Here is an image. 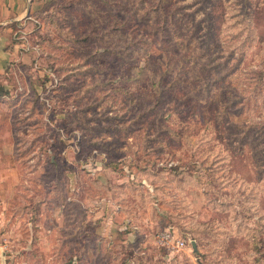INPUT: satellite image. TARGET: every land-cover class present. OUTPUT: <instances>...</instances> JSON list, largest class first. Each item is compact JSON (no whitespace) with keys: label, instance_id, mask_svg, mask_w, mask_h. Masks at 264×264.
<instances>
[{"label":"rangeland","instance_id":"374dc122","mask_svg":"<svg viewBox=\"0 0 264 264\" xmlns=\"http://www.w3.org/2000/svg\"><path fill=\"white\" fill-rule=\"evenodd\" d=\"M32 4L0 74V264H264V0Z\"/></svg>","mask_w":264,"mask_h":264},{"label":"crops","instance_id":"0c3cea01","mask_svg":"<svg viewBox=\"0 0 264 264\" xmlns=\"http://www.w3.org/2000/svg\"><path fill=\"white\" fill-rule=\"evenodd\" d=\"M33 11L31 0H0V74L14 64L25 63L29 54L15 42L14 26L21 24ZM2 204H0L1 206ZM1 239V236H0Z\"/></svg>","mask_w":264,"mask_h":264},{"label":"built area","instance_id":"2783aa9c","mask_svg":"<svg viewBox=\"0 0 264 264\" xmlns=\"http://www.w3.org/2000/svg\"><path fill=\"white\" fill-rule=\"evenodd\" d=\"M157 243L168 250H182L187 244L185 240L175 236L173 229H167L157 234Z\"/></svg>","mask_w":264,"mask_h":264},{"label":"trees","instance_id":"16d2710c","mask_svg":"<svg viewBox=\"0 0 264 264\" xmlns=\"http://www.w3.org/2000/svg\"><path fill=\"white\" fill-rule=\"evenodd\" d=\"M163 21H166V14L163 13ZM173 86V83H171L170 87Z\"/></svg>","mask_w":264,"mask_h":264},{"label":"water","instance_id":"95a60500","mask_svg":"<svg viewBox=\"0 0 264 264\" xmlns=\"http://www.w3.org/2000/svg\"><path fill=\"white\" fill-rule=\"evenodd\" d=\"M194 249L197 250L196 245H193Z\"/></svg>","mask_w":264,"mask_h":264}]
</instances>
